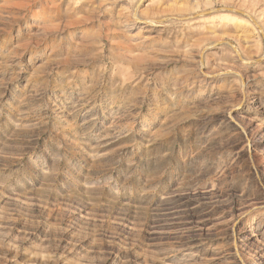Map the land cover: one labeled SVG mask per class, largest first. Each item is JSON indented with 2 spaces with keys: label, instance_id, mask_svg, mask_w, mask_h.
<instances>
[{
  "label": "rangeland",
  "instance_id": "rangeland-1",
  "mask_svg": "<svg viewBox=\"0 0 264 264\" xmlns=\"http://www.w3.org/2000/svg\"><path fill=\"white\" fill-rule=\"evenodd\" d=\"M139 2L0 0V264H264V0Z\"/></svg>",
  "mask_w": 264,
  "mask_h": 264
},
{
  "label": "bare ground",
  "instance_id": "bare-ground-1",
  "mask_svg": "<svg viewBox=\"0 0 264 264\" xmlns=\"http://www.w3.org/2000/svg\"><path fill=\"white\" fill-rule=\"evenodd\" d=\"M143 1L144 0H140V2H139V4H138V6H137V8H136V13L138 12V10H139V8L141 7V5H142V3H143ZM138 16V19L140 20V21H144V23L145 24H147V25H150V24H153V25H158L155 21H153L152 19H142L141 18V16H139V15H137ZM257 24V23H256ZM260 24V23H259ZM258 25V24H257ZM235 49V48H234ZM235 51H236V53L238 54V56L239 57H241V58H243L244 59V57L242 56V53L236 48L235 49ZM264 54V53H263ZM262 57V56H261ZM247 61V60H246Z\"/></svg>",
  "mask_w": 264,
  "mask_h": 264
}]
</instances>
